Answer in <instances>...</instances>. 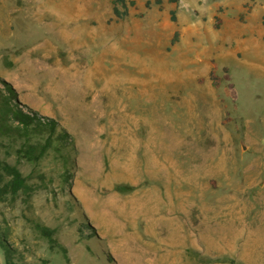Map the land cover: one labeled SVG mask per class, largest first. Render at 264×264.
Instances as JSON below:
<instances>
[{
	"label": "rangeland",
	"instance_id": "1",
	"mask_svg": "<svg viewBox=\"0 0 264 264\" xmlns=\"http://www.w3.org/2000/svg\"><path fill=\"white\" fill-rule=\"evenodd\" d=\"M135 1L0 0V77L66 134L0 150L38 186L0 264H264V0Z\"/></svg>",
	"mask_w": 264,
	"mask_h": 264
},
{
	"label": "trees",
	"instance_id": "2",
	"mask_svg": "<svg viewBox=\"0 0 264 264\" xmlns=\"http://www.w3.org/2000/svg\"><path fill=\"white\" fill-rule=\"evenodd\" d=\"M170 3L178 4L179 0H168ZM113 14L116 19L124 20L130 15V9L136 6L135 0H111ZM164 0H147L146 8H152L155 4L163 8ZM173 22L177 21L176 12H170ZM217 22L220 19L216 17ZM179 33L175 35L172 44H175ZM3 86V87H1ZM66 138L65 133L58 131V125L53 119L42 118L38 113L25 111L16 100L15 91L12 86L0 77V150H5L6 157L14 156L18 163L38 165L49 154L55 150L62 154L60 147L56 146L58 139ZM64 166L68 165V158L65 156ZM65 175V182L71 176ZM31 177L24 175L18 164H13L7 158L0 157V205H14L19 201L24 202L28 207L32 204L38 186L32 184ZM34 229L45 238L52 249H58L66 254V248L55 238L56 231L41 222L33 221ZM93 237H97L93 229L87 225ZM5 236L0 232V245L5 249ZM224 262L235 264L234 261Z\"/></svg>",
	"mask_w": 264,
	"mask_h": 264
}]
</instances>
